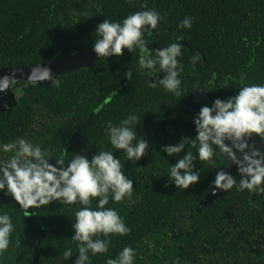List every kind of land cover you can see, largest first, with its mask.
Returning a JSON list of instances; mask_svg holds the SVG:
<instances>
[{
  "label": "trees",
  "instance_id": "1",
  "mask_svg": "<svg viewBox=\"0 0 264 264\" xmlns=\"http://www.w3.org/2000/svg\"><path fill=\"white\" fill-rule=\"evenodd\" d=\"M227 1L0 0V67L23 68L64 59L93 45L95 30L105 19L121 22L129 14L146 9H155L161 16L154 35L159 44L186 39L190 45L201 47L207 61L213 63L216 47L219 51L235 45L234 39L229 38L228 30L233 29L230 22L224 24V40L221 42L215 37L217 23L222 24L218 21L219 16L224 15L223 5ZM246 1L238 0L241 5ZM217 11L219 16L215 18ZM189 16L192 27L184 32L179 25ZM135 55V51L125 50L122 56L98 59L88 67L57 77L52 82L22 84V95L15 107L6 114L0 112V143L26 138L46 149L53 159L64 158L66 161L71 159V154L85 155L91 160L100 149L112 150L120 158L124 174L133 180L134 189L130 198L126 197L122 202L110 199L105 207L115 209L130 232L125 236L112 235L108 252L94 256L89 253V264H107L108 259H116L125 247L134 250V264H193L186 258L188 249H181L193 244V233L191 239L186 235L175 238L173 231L177 227L173 225L176 222L174 211L183 201L174 193L185 189L176 188L168 178L171 164L174 165L183 153L171 157L164 151L163 155L159 154V149L179 143L189 131L176 123L168 131L157 115L148 114L145 126L150 130L147 136L150 147L147 155L138 162L128 161L123 151L113 149L105 137L106 122L111 120L118 124L121 121L125 98L129 99L128 115L145 116L141 108L132 110L136 99H151L145 86L130 91L125 97L126 86L122 94L114 97L70 143L90 115L119 88L135 62ZM223 58L220 72L226 82L219 96L224 100L233 91L229 78L226 80L225 77L233 73L231 64L237 60L230 52ZM253 69L246 75L249 80L256 77ZM138 129L137 125L136 133ZM191 150V145H186L185 151ZM51 163L55 164V160ZM152 176L155 179L151 181ZM97 200L93 199V208ZM79 207L78 204L53 202L25 210L5 192H0V213L9 214L15 227L9 249L0 255V264H33L37 241L38 264H75L79 254L77 244L71 238ZM193 232L198 233L195 229ZM69 247L73 258L63 261V252Z\"/></svg>",
  "mask_w": 264,
  "mask_h": 264
},
{
  "label": "clouds",
  "instance_id": "2",
  "mask_svg": "<svg viewBox=\"0 0 264 264\" xmlns=\"http://www.w3.org/2000/svg\"><path fill=\"white\" fill-rule=\"evenodd\" d=\"M160 20L155 9L134 12L121 22L105 19L95 30L93 51L101 59L139 49L138 70L146 69L145 74L149 77L156 71L164 73L158 85L181 96L180 74L184 66L178 58L182 55L183 45L170 42L167 47L157 49L154 56L146 55L148 41L143 38L144 33L156 30ZM179 27L191 29L192 17H185ZM198 60L199 57L194 56L191 62L195 65ZM41 70V79L54 80L49 67ZM28 80L32 82L31 73ZM14 82L13 77L0 76V93L6 92ZM148 84L157 87L156 81L151 79ZM139 123L137 115L129 114L118 124L107 121L104 127L108 143L113 149L123 150L130 162L140 161L150 147L144 137L137 136ZM193 123L197 132L195 138H183L179 143L163 148L169 157L183 153L169 169L168 178L176 188L187 190L198 184L201 172L194 167V162L198 159L214 164L217 154L238 167L240 179L237 181L219 169L211 186L213 195L217 189L227 192L237 186V190L252 191L264 185V151L248 143L253 136L264 141V84L240 87L238 94L227 100L216 99L211 107L202 106ZM189 144L196 149L195 155L185 151ZM53 160L55 164L51 163ZM123 169L120 158L112 150L100 149L91 160L85 155L71 154V159L66 161L64 158L53 159L46 149L26 138L0 143V192L13 198L20 208L29 210L53 202L80 205L72 224L74 235L71 240L77 244L79 254L75 264H89V253L94 256L108 252L112 235L125 236L130 232L119 213L105 207L110 199L122 202L131 197L134 182ZM94 198H98L95 208L91 206ZM14 231L12 217L0 213V255L9 249ZM70 258H73V252L69 247L63 252V261ZM134 261V250L125 247L116 259H108L107 264H134Z\"/></svg>",
  "mask_w": 264,
  "mask_h": 264
},
{
  "label": "flooded vegetation",
  "instance_id": "3",
  "mask_svg": "<svg viewBox=\"0 0 264 264\" xmlns=\"http://www.w3.org/2000/svg\"><path fill=\"white\" fill-rule=\"evenodd\" d=\"M223 10L225 12L224 15L221 14L222 17L219 16L218 11L215 15V18L219 16L218 21L222 22V24L217 23V35L215 37L222 42L226 35L224 24L230 22L233 29H231L232 32L228 30L229 38L234 39L235 45L230 48H221L219 51L216 47L213 63L207 61V56L201 47L190 45L186 39L175 41L183 45L182 55L178 58L179 63L184 66V71L180 74L182 80L181 96L167 92L158 85V80L164 77V73L156 71L149 77L145 74L146 69L138 70L140 52L139 49H136L135 62L128 69L119 88L90 117L95 113L97 115L126 86L128 92H125V97L130 91H137L145 86L149 90V98L151 99H136L132 106L133 112L135 107L141 108L145 112V116H138L140 123L138 124L137 136L144 137L148 142L147 136L150 130L146 128L145 124H148V114H154L157 115L160 123H164L163 125L167 127L168 131L176 123V125L187 129L189 133L188 135L185 133L186 138L191 137L192 139L197 135L193 121L201 107L205 105L211 107L216 99L223 100L219 96V91L226 81L221 78L220 67L222 66L221 59L226 53H232L233 58L237 60L234 65L231 64L234 68L233 73L230 72L229 76L225 77L226 80L229 78L228 82L233 87L232 94L228 98L238 94L240 87L264 84V0H247L245 5L239 4L238 0H228L223 5ZM183 30L186 32V29ZM155 32L156 30H150L144 33L143 38L148 41L146 52L148 56H154L157 49L168 46V44L161 45L155 40ZM187 34L190 35V32ZM92 46L64 59L84 53L93 48ZM194 56L199 57L195 65L191 62ZM104 58L106 57L101 59ZM223 61L228 62L225 58ZM254 66L255 69H253ZM251 68L256 77L249 80L246 75L248 72L251 73ZM249 69L251 70L249 71ZM238 72H241V75ZM242 78L243 82H241ZM150 79L153 82L156 81L157 87H149ZM26 83L35 82L12 83L6 92L0 93L1 113H9V109L15 107L22 95L20 93L22 84ZM228 98H224V100ZM128 100L127 97L123 101L121 120L128 115ZM191 133L193 135H190ZM248 143L255 144L258 149L264 151V141L259 137L253 136ZM191 151L194 155L196 154L195 148H192ZM159 154L163 155V150L159 149ZM214 160L215 163L210 164L197 159L194 162V167L201 172L199 183L187 190H181V192L175 190L176 197L183 198L181 206L174 211L176 212V222L173 225L177 226L173 230L175 231V238L186 235L188 239H191L193 233L194 237L191 240L193 244L181 248L183 250L184 248L188 249L186 258L191 260L193 264H264V190H260L264 188V185L258 186L252 191L237 190V186L227 192L217 189L216 194L213 195L211 186L219 169L231 174L237 181L240 179L238 167L227 160L225 156L217 154ZM154 179L155 177L152 176L149 180ZM194 229L198 232L197 234L193 232Z\"/></svg>",
  "mask_w": 264,
  "mask_h": 264
},
{
  "label": "water",
  "instance_id": "4",
  "mask_svg": "<svg viewBox=\"0 0 264 264\" xmlns=\"http://www.w3.org/2000/svg\"><path fill=\"white\" fill-rule=\"evenodd\" d=\"M99 57L94 53L93 48L86 50L84 53H81L77 56H72L64 60H58L47 64L37 65V66H31V67H23V68H16V69H6V68H0V76H10L14 78V83H20V82H29L28 77L31 73L32 75V82H38V81H46L44 79H41L43 73L41 68L43 67H49L52 70L53 76L57 77L60 75H64L66 73H70L74 70H78L80 68L89 66L93 62H96ZM44 65V66H43ZM95 114H93L80 128L78 133L75 135V137L70 141L72 143L75 138L78 136V134L81 132V130L87 125V123L94 117ZM38 240V239H37ZM35 252L36 257L33 261V264H38L40 260V252L38 250V241L35 244Z\"/></svg>",
  "mask_w": 264,
  "mask_h": 264
}]
</instances>
